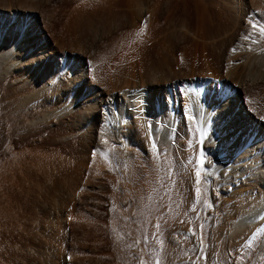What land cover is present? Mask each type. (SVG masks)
Here are the masks:
<instances>
[{
	"label": "bare ground",
	"instance_id": "bare-ground-1",
	"mask_svg": "<svg viewBox=\"0 0 264 264\" xmlns=\"http://www.w3.org/2000/svg\"><path fill=\"white\" fill-rule=\"evenodd\" d=\"M77 2L75 13H71L68 27L64 28L68 29L66 34L63 36L61 32L65 41H73L70 44L77 43L79 47L87 30H94L98 25L105 31L110 30L117 18L115 11L121 5L136 9L153 23L155 29L159 28V14L164 10L171 20L177 18L168 37L183 33L179 43H187V38L191 37V45L182 48L181 59L184 63L193 62L191 67L200 64V69L192 71L183 85H177L181 79L172 75L137 81L135 67L141 66L145 55L139 53L145 54L146 47L137 41L140 27L134 26L132 31L116 35L110 46L115 48L112 51L115 59L121 62L120 68L109 66L106 71L99 69L104 72H82L77 76L85 89L90 87L86 92L90 91L92 98L78 95L75 106L84 108L79 112L89 113L92 137L98 135V141H94L98 155L90 159V167L99 173L111 171V165L131 168L135 166L132 159L136 151L147 150L150 154L146 178L137 185L136 180H129L131 183L122 190L123 198L136 201L133 204L136 207L130 211L132 215L129 213L131 218H137L138 224L133 227L145 237L149 236L148 231L152 233V237L147 238L148 255L138 257L140 262L136 264L142 261L143 264H155L157 259L159 264L166 262V252L162 249L166 244L163 239L166 221L182 214L183 207L197 199L203 204H211L210 214L225 212L232 209L233 204L241 203L242 206H238L242 210L237 214L234 212L232 219L230 217L232 223L228 233L222 235L215 226L213 234H209L211 241L214 244L220 242V245L229 243L236 264H264V34L260 31L264 28V0ZM11 5L0 6V85L4 91L0 98V125L21 130L28 122L27 106L36 99L50 102V97L57 94L55 85L65 82L67 72L64 70L68 66L64 69L62 62L58 63L59 51L44 35L45 25L37 20L29 21L27 15L18 13L19 10ZM120 50H123L122 55ZM117 53L121 57H117ZM112 63L114 65L115 61ZM28 71L30 74L24 76L27 79L21 80L20 76ZM120 72L125 78H119L124 77L119 75ZM37 74L38 80L34 79ZM94 76L102 83L108 82L110 87L95 90ZM33 79L34 83L31 82ZM19 81H23L22 84L7 94V87ZM21 121L25 122L22 124ZM102 122L108 128L100 136L97 126ZM198 169L201 171L199 184L196 179ZM217 195L222 197L216 198L218 210L211 201ZM204 206L201 205L207 207ZM239 207L229 212L239 211ZM125 221L124 224L130 222ZM213 221L216 223L215 219ZM208 240L202 242L206 248L211 246ZM147 242L139 244V249ZM69 260L64 257L63 261L68 263Z\"/></svg>",
	"mask_w": 264,
	"mask_h": 264
},
{
	"label": "rangeland",
	"instance_id": "rangeland-1",
	"mask_svg": "<svg viewBox=\"0 0 264 264\" xmlns=\"http://www.w3.org/2000/svg\"><path fill=\"white\" fill-rule=\"evenodd\" d=\"M75 3L78 4L77 0H0L1 7L12 4L11 6L19 10L18 13L27 15L29 21L37 20L39 24L45 25L44 35L49 39V44L59 51L58 63L62 62L64 69L66 66L69 68H66L67 71L64 70L67 72L65 82L55 85L57 94L50 97L48 100L50 102H43L41 99L30 102L27 106L28 122L21 121L22 124L25 122L21 130L12 127L7 129L3 124H1L3 127L0 125V242L4 243H0V260H4L0 262L3 264H121L122 262V264H136L140 262L138 257L146 258L147 238L152 237V233L148 231L146 234L149 236L145 237L146 235L137 231V227L134 228L138 222L137 218L130 217L132 215L130 211L136 207L134 206L136 201L123 198L122 190L130 181L136 180L137 185L146 178L150 154L147 150L136 151L137 156L135 154L132 159L135 166L131 168L111 165V171L103 170L99 173L94 167H90L88 162L93 156L98 155L94 147L98 135L92 137L90 130L93 125L89 113L87 114L86 111L81 113L79 111L84 108L75 106L74 100L78 95L83 94L89 96V99L92 98L90 91L86 92L90 87L86 86L85 89L77 76L82 72L95 73L96 70L99 73L104 72L109 66L113 68L117 65L115 67L120 68L118 65L121 62L115 59L116 55L113 53L115 48L111 49L110 46H113L112 42L116 35L130 32L134 26L140 27L137 29L139 30L137 41L146 47L145 54L139 53L142 54L141 56L145 55L141 66L137 64L136 71L134 70L137 81L140 82L151 76L156 79L172 75L181 79L177 85H183L189 80L192 71L200 69L199 60H197L199 65L194 64L195 67H191L193 62L184 63L181 59L182 48L191 45V37L187 38V43L181 41V44L179 41L183 33L168 37L171 26L177 22V18L173 17L174 19L171 20L168 12L164 10L159 14V28L155 29L153 23L141 16L136 9L121 5L115 11L118 14L117 18L115 17L116 21L113 20L111 31L108 29L106 32L98 25L94 30H87V36L81 47H78L77 43L70 44L73 41H65L61 32L63 31L64 36L68 30L64 28L68 27L67 21L70 22L73 16L71 13L75 10ZM118 47L124 48V46ZM118 47H116L117 52H119ZM122 51L120 50V55ZM120 55L117 53V57ZM112 58L118 64L113 65ZM101 68L105 70L99 71ZM29 74L28 71L23 77L20 76V79L26 80L24 76ZM37 76L34 79L40 78ZM122 76L124 77L119 78H125V74ZM34 79L31 82L34 83ZM92 80L95 82L93 84L95 90L110 87L108 82L102 83L98 76L92 77ZM22 82L8 86L7 94L13 93L15 86L21 85ZM1 85L0 98L4 94ZM260 111L258 109L259 114ZM32 118L34 119L31 120ZM107 128L108 125L103 122L97 126L99 135H104ZM220 197L217 195L211 199L213 203L215 202V209L218 208L216 203ZM197 200L189 203V206L185 205L187 209L183 207L181 211L183 216L179 213L178 216L169 219L168 223L166 221L163 237L165 239L163 242L166 244L162 249L166 252L164 259L167 263L163 262V264H218V262L236 264L229 243L214 244L209 234H213L215 226L221 230L222 235L227 234L232 223V215L235 216L242 210L239 207L242 206L239 205L241 203L232 206L235 210L239 207V211L231 213L229 211L232 209L229 208L225 212H220V215L219 212L210 214L211 204H203V201ZM201 205L207 207L202 208ZM200 207L205 209V216ZM121 209L124 210L122 213ZM207 219L211 221L208 222ZM212 219H215L216 223ZM121 221L130 222L124 224ZM131 228H134L132 232ZM206 239L212 247H205ZM146 242L147 244L140 245L142 250L139 249V244ZM64 257L68 260L70 258L68 263H64ZM220 258L224 259L223 262L219 260Z\"/></svg>",
	"mask_w": 264,
	"mask_h": 264
},
{
	"label": "snow or ice",
	"instance_id": "snow-or-ice-1",
	"mask_svg": "<svg viewBox=\"0 0 264 264\" xmlns=\"http://www.w3.org/2000/svg\"><path fill=\"white\" fill-rule=\"evenodd\" d=\"M261 33L264 34V28H261L260 29ZM200 175H201V171L198 169L197 172H196V179H197V184H199L200 182ZM199 188H197V194H199ZM157 227H159L157 225ZM195 235V233H193ZM141 264H143V261L141 262ZM155 264H159V259L156 260Z\"/></svg>",
	"mask_w": 264,
	"mask_h": 264
}]
</instances>
